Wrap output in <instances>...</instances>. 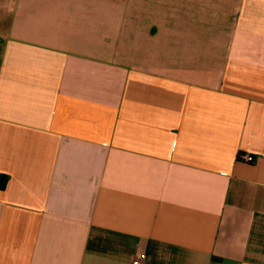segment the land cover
Returning a JSON list of instances; mask_svg holds the SVG:
<instances>
[{
  "label": "crops",
  "instance_id": "obj_1",
  "mask_svg": "<svg viewBox=\"0 0 264 264\" xmlns=\"http://www.w3.org/2000/svg\"><path fill=\"white\" fill-rule=\"evenodd\" d=\"M172 2L0 0V264H264V0Z\"/></svg>",
  "mask_w": 264,
  "mask_h": 264
},
{
  "label": "rangeland",
  "instance_id": "obj_2",
  "mask_svg": "<svg viewBox=\"0 0 264 264\" xmlns=\"http://www.w3.org/2000/svg\"><path fill=\"white\" fill-rule=\"evenodd\" d=\"M165 6L167 9L161 10L160 6V0H114L115 8H114V54L115 59L117 61H122L124 63H127L129 60H127L129 57L127 55V51H125L123 48H130L132 50L133 48H136L140 46L141 52L146 55L148 51L152 50L154 48V42L155 47L157 48H163V47H169V41H155L153 40L154 36V20L156 15H160L161 13L165 12L169 14L170 6L174 8L175 10H178L177 12L179 14L185 13V7L175 8V3L171 1L174 0H166ZM180 3L177 5H185V0H179ZM201 2V0H195ZM129 2V8H127L125 5ZM181 11V12H180ZM200 11V9H199ZM130 16L131 23H127L126 18ZM137 16H140V18H136ZM168 26V25H166ZM140 32V33H138ZM146 33L147 35L145 38L136 39V35H144L143 33ZM124 36L128 39H124ZM151 38V39H148ZM163 42V44H162ZM165 42V43H164ZM165 45V46H164ZM124 50V51H123ZM135 50V49H133ZM137 50V49H136ZM148 50V51H143ZM126 55V57L124 56ZM149 57V56H148ZM149 58H153L152 53L150 54ZM159 62L161 65H165L163 60L159 58ZM168 63V62H167Z\"/></svg>",
  "mask_w": 264,
  "mask_h": 264
},
{
  "label": "built area",
  "instance_id": "obj_3",
  "mask_svg": "<svg viewBox=\"0 0 264 264\" xmlns=\"http://www.w3.org/2000/svg\"><path fill=\"white\" fill-rule=\"evenodd\" d=\"M243 160L247 161V162H252L253 161V158L252 157H242ZM145 260V255L143 254H138L136 255L132 261H131V264H143Z\"/></svg>",
  "mask_w": 264,
  "mask_h": 264
}]
</instances>
